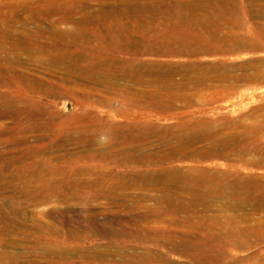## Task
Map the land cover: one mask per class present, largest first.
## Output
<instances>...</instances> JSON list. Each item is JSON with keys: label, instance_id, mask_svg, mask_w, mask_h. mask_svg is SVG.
Returning a JSON list of instances; mask_svg holds the SVG:
<instances>
[{"label": "rangeland", "instance_id": "374dc122", "mask_svg": "<svg viewBox=\"0 0 264 264\" xmlns=\"http://www.w3.org/2000/svg\"><path fill=\"white\" fill-rule=\"evenodd\" d=\"M189 1L0 0V264H264V0Z\"/></svg>", "mask_w": 264, "mask_h": 264}, {"label": "bare ground", "instance_id": "6f19581e", "mask_svg": "<svg viewBox=\"0 0 264 264\" xmlns=\"http://www.w3.org/2000/svg\"><path fill=\"white\" fill-rule=\"evenodd\" d=\"M182 1V0H181ZM178 2H180V1H178ZM184 2V1H183ZM189 2H191V0L189 1ZM215 2H216V0H215ZM221 2V1H220ZM106 3V2H105ZM125 3V2H124ZM185 3H186V1H185ZM188 3V2H187ZM193 3H195V2H193ZM192 3V4H193ZM214 3V2H213ZM222 3V2H221ZM144 4V3H143ZM150 4V3H149ZM170 4V3H169ZM191 4V5H192ZM188 5V4H187ZM210 5H211V3H210ZM69 6V5H68ZM179 6V5H178ZM190 6V5H189ZM188 6V7H189ZM207 6H209V5H207ZM153 7V6H152ZM59 8V7H58ZM64 8V7H63ZM142 9V8H141ZM145 9V8H144ZM158 9V8H157ZM67 10V9H66ZM133 10V9H132ZM54 11V10H53ZM56 11V10H55ZM124 11V10H123ZM140 11V10H139ZM66 12V11H65ZM143 12V11H142ZM72 13V12H71ZM65 14V13H64ZM143 14V13H142ZM141 14V15H142ZM142 16H144V15H142ZM185 16V15H184ZM191 16V15H190ZM198 16V15H197ZM62 17V16H61ZM69 17V16H68ZM138 17V16H137ZM163 17V16H162ZM259 17V16H258ZM261 17H262V15H261ZM35 18V17H34ZM155 18V17H154ZM33 19V18H32ZM61 19V18H60ZM35 20V19H34ZM168 20V19H167ZM199 20V19H198ZM5 21V20H4ZM60 21V20H59ZM153 21V20H152ZM120 22V21H119ZM160 22V21H159ZM171 22V21H170ZM174 22V21H173ZM9 23V22H8ZM57 23H58V21H57ZM127 23V22H126ZM144 23V22H143ZM199 23V22H198ZM118 24V23H117ZM211 27V26H210ZM216 27V26H215ZM208 28H209V26H208ZM214 30H216V29H214ZM214 30H212L213 32H214ZM18 32V31H17ZM142 32V31H141ZM140 32V33H141ZM209 32V31H208ZM215 32H218V30L217 31H215ZM62 34V33H61ZM164 34H165V32H164ZM212 34V33H211ZM121 35V34H120ZM142 35V34H141ZM210 35V34H209ZM213 35V34H212ZM214 35H216V34H214ZM214 35H213V37H214ZM228 35V34H227ZM231 35V34H230ZM60 36V35H59ZM216 36H218V35H216ZM215 36V37H216ZM233 36V35H232ZM14 37V36H13ZM214 37V38H215ZM239 37V36H238ZM232 39H233V37H232ZM235 39H237V38H235ZM246 39V38H245ZM163 40V39H162ZM183 40H185V38L183 39ZM222 40V39H221ZM234 40V39H233ZM238 40H241V39H238ZM14 41V40H13ZM82 41V40H81ZM164 41V40H163ZM172 41V40H171ZM215 41V40H214ZM226 41V40H225ZM245 41V40H244ZM120 42H122V41H120ZM132 42H133V40H132ZM135 42V41H134ZM142 42V41H141ZM150 42V41H149ZM154 42V41H153ZM152 42V43H153ZM160 42V41H159ZM170 42V41H169ZM173 42V41H172ZM177 42V41H176ZM186 42V41H185ZM237 42V41H236ZM235 42V43H236ZM243 42V41H242ZM246 42V41H245ZM81 43V42H80ZM89 43V42H88ZM110 43V42H109ZM137 43V42H136ZM161 43V42H160ZM197 43V42H196ZM226 43V42H225ZM234 43V45H236ZM117 44V43H116ZM126 44V43H125ZM129 44V43H128ZM171 44V43H170ZM179 44V43H178ZM198 44V43H197ZM213 44H214V42H213ZM230 44V43H229ZM228 44V45H229ZM240 44V43H239ZM238 44V45H239ZM245 44V43H244ZM252 44V43H251ZM251 44H250V46H251ZM254 44V43H253ZM173 45H174V43H173ZM201 45V44H200ZM241 45V44H240ZM248 45V44H247ZM22 46H24L23 47V51L24 52H26L27 54H31V53H29V52H31L30 51V46H31V42H29V41H27V40H20V41H18V42H12V45H10V48H9V50H14L15 52V56H16V58H15V56H14V58L17 60L18 59V54H19V52L21 51H19V49H21V47ZM137 46V45H136ZM172 46V45H171ZM177 46V45H176ZM195 46V45H194ZM221 46V45H220ZM249 46V45H248ZM253 46V45H252ZM140 47V46H139ZM190 47V46H189ZM199 47V49H200V46H198ZM229 47V46H228ZM247 47V46H246ZM142 48V47H141ZM159 48V47H158ZM177 49H178V51L179 52H181V53H188L189 52V50H187V49H185V45H178L177 47H176ZM201 48H203L204 49V47H201ZM223 48V47H222ZM222 48H220V49H222ZM226 48V47H225ZM236 48V47H235ZM240 48V47H239ZM117 49V48H116ZM126 49V48H125ZM130 49V48H129ZM136 49V48H135ZM168 49V48H167ZM232 49H234V48H232ZM122 50H124V49H122ZM131 50V49H130ZM171 50V49H170ZM192 50V49H191ZM227 50V49H226ZM19 51V52H18ZM37 51V50H36ZM134 51V50H133ZM141 51H142V49H141ZM154 51V50H153ZM168 51V50H167ZM167 51H165V52H167ZM174 51V50H173ZM177 51V50H176ZM132 52V51H131ZM136 52V51H135ZM161 52V51H160ZM169 52V51H168ZM197 52H198V50H197ZM204 52V51H203ZM206 52V51H205ZM13 53V54H14ZM25 53V54H26ZM137 53V52H136ZM154 53V52H153ZM156 53V52H155ZM22 54V53H21ZM47 54V53H46ZM175 54V53H174ZM176 54H177V52H176ZM49 55H51V54H49ZM165 55H167V54H165ZM49 58V57H48ZM89 58V57H88ZM54 60L57 62V63H59V62H64V63H67L68 62V66L69 67H71V68H76V64H75V61L73 60V59H71V58H68V59H66V56L64 57V55L62 56H60L59 57V55H56L55 57H54ZM3 61H5V66H0V87H2V88H24V87H27L29 90L30 89H33L34 90V85L35 84H38V85H41L40 84V82L39 81H37V80H35V79H33V78H31V77H29V75H27L25 72H21V71H16L15 69H14V67H13V61H14V59L12 60H9L7 57H4L3 58ZM21 62V61H20ZM169 62V61H168ZM105 63V62H104ZM108 64V63H107ZM100 65H102V64H100ZM216 65V64H215ZM109 66V65H108ZM124 66V65H123ZM131 66V65H130ZM196 67V66H195ZM161 69V68H160ZM214 69V68H213ZM73 70V69H72ZM151 70V69H150ZM189 70V69H188ZM25 71V70H24ZM210 71V70H209ZM213 71V70H212ZM200 72V71H199ZM216 72V71H215ZM214 74V73H213ZM194 75V74H193ZM204 75V74H203ZM249 76V75H248ZM222 77V76H221ZM220 77V78H221ZM231 77V76H230ZM133 78V77H132ZM186 78V77H185ZM165 79V78H164ZM213 80V79H212ZM186 81V80H185ZM199 81V80H198ZM216 81V80H215ZM138 82V81H137ZM173 82V81H172ZM190 82V81H189ZM218 82V81H217ZM182 83V82H181ZM187 83H188V81H187ZM171 84V83H170ZM183 84V83H182ZM145 85V84H144ZM184 85V84H183ZM174 86H175V84H174ZM205 86V85H204ZM172 87V86H171ZM177 87V86H176ZM208 87V86H207ZM214 87V86H213ZM197 88V87H196ZM217 88V87H216ZM219 88H220V86H219ZM27 91V90H26ZM40 91V90H39ZM201 91H202V89H201ZM183 93V92H182ZM203 93V92H202ZM156 94V93H155ZM197 95V94H196ZM192 97H194V96H192ZM177 98V97H176ZM189 98V97H188ZM153 100V99H152ZM150 102H152V101H150ZM8 106V105H7ZM24 110V109H23ZM23 110L21 109L20 111H19V113H22L23 112ZM28 110V109H27ZM26 111V110H25ZM1 112H2V110H1V108H0V114H1ZM10 113V112H9ZM164 113V112H163ZM30 116V115H29ZM28 116V117H29ZM18 117H20V116H18ZM26 117V116H25ZM27 117V118H28ZM13 118V117H12ZM26 118V119H27ZM21 119V118H20ZM32 120V119H31ZM28 122H29V120H28ZM24 124V123H23ZM26 124V123H25ZM35 126V125H34ZM30 128H32V127H30ZM24 129V128H23ZM130 157V156H129ZM134 157V156H133ZM138 157V156H137ZM143 158V157H142ZM154 158V157H153ZM134 159H136V157L134 158ZM140 159V158H139ZM144 159V158H143ZM147 160V159H146ZM149 163V162H148ZM173 173V172H172ZM176 176V175H175ZM149 181V180H148ZM151 182V181H150ZM52 183V182H51ZM196 185H198V184H196ZM101 188V187H100ZM182 188V187H181ZM242 188V187H241ZM193 190V189H192ZM233 190V189H232ZM250 190V189H249ZM253 190H255V189H253ZM98 191V190H97ZM99 192V191H98ZM103 192V191H102ZM109 192V191H108ZM190 192V191H189ZM195 192V191H194ZM206 192V191H205ZM204 192V193H205ZM216 192H218V190L216 191ZM107 193V192H106ZM105 193V194H106ZM191 193V192H190ZM203 193V192H202ZM219 193V192H218ZM56 194V193H55ZM95 194V193H94ZM98 194V193H97ZM222 194V193H221ZM52 195H54V194H52ZM59 195V194H58ZM57 195V196H58ZM109 195V194H108ZM205 195V194H204ZM213 195H215V194H213ZM213 195H211V196H213ZM55 196V195H54ZM102 196V195H101ZM202 196V195H201ZM220 195H218V197H219ZM165 199H167V198H165ZM164 199V200H165ZM204 199V198H203ZM161 204V203H160ZM264 204V203H263ZM192 205V204H191ZM259 206H260V204H258ZM237 206V205H236ZM259 206H257V207H259ZM180 207H181V209H185V205L183 204V205H180ZM240 207V206H239ZM261 207H263V206H261ZM260 208V207H259ZM177 209V208H176ZM180 209V208H179ZM186 210V209H185ZM148 211V210H147ZM183 211V210H182ZM155 212H156V210H155ZM184 212V211H183ZM147 213V212H146ZM157 214H158V212H157ZM148 216V215H147ZM215 217V216H214ZM233 218V217H232ZM200 220V219H199ZM196 221V220H195ZM214 224V223H213ZM7 225H10V224H7ZM196 227V226H195ZM5 229H4V227L3 226H1L0 227V240H2L3 239V236L5 235ZM142 232V231H141ZM206 233V232H205ZM3 235V236H2ZM121 236V235H120ZM124 236V235H123ZM77 237V236H76ZM191 245H189L188 246V248L190 247ZM203 246V245H202ZM193 246H191L190 248H192ZM193 249V248H192ZM187 254H188V256L190 257V259L192 260V261H196V262H199V264H217V262H218V260H219V255H220V253L217 251V250H215V249H213L210 245H209V247L208 246H203V247H201V248H196V250H188L187 249ZM129 256V255H128ZM2 257H4V254H2V253H0V258H2ZM133 259V258H132Z\"/></svg>", "mask_w": 264, "mask_h": 264}]
</instances>
